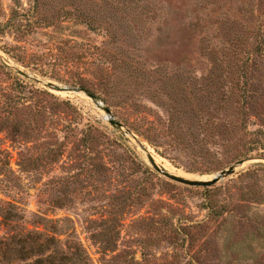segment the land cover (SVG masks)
<instances>
[{"label":"rangeland","instance_id":"rangeland-1","mask_svg":"<svg viewBox=\"0 0 264 264\" xmlns=\"http://www.w3.org/2000/svg\"><path fill=\"white\" fill-rule=\"evenodd\" d=\"M258 2L0 0V208L17 216L0 241L55 234L78 245L74 264H264V136L206 174L172 142L169 118L185 98L173 90L222 87L199 41L241 37L244 22L264 40V10L245 13ZM251 78L264 103V67ZM102 107L182 178L258 162L208 188L170 182ZM250 117L248 132H264V109Z\"/></svg>","mask_w":264,"mask_h":264},{"label":"trees","instance_id":"trees-1","mask_svg":"<svg viewBox=\"0 0 264 264\" xmlns=\"http://www.w3.org/2000/svg\"><path fill=\"white\" fill-rule=\"evenodd\" d=\"M260 1L256 8L245 13L252 16L259 9L264 10ZM244 23L240 26L244 32L241 37L216 40L215 45L205 47L200 41L198 43L200 54L211 68L225 74L222 87L206 90L203 94L182 87L178 88L179 91H172L185 96L178 111L174 110L175 106L169 109L170 127L174 129L172 142L181 149V154L204 167L206 174L224 159L247 157L249 152L261 147L259 136H264L262 129L248 132L250 114L257 115L264 109V103L259 100L263 95H257L251 78L253 69L264 67V40L252 34L254 25ZM164 98L171 97L166 94ZM257 119L262 123L259 116ZM0 218V225H8L17 216L10 211L3 213L0 208ZM63 242L65 248H59ZM81 257L78 245L68 247L67 242L59 240L55 234L46 236L42 232H27L15 234L6 242L0 241V264H74Z\"/></svg>","mask_w":264,"mask_h":264},{"label":"water","instance_id":"water-1","mask_svg":"<svg viewBox=\"0 0 264 264\" xmlns=\"http://www.w3.org/2000/svg\"><path fill=\"white\" fill-rule=\"evenodd\" d=\"M48 87L54 88V90H56L58 92H69L70 91L66 88H60L57 86H53L51 84L48 85ZM89 97L93 99L92 96H89ZM101 110L105 114L104 119L106 121H108V123L113 128H115L119 132H123L124 136H127L129 138V140L136 145V148L139 149L144 154V157H145L147 163L151 166V168L157 174L161 175L162 177H164L168 181L179 184V185L187 186L190 188H208V187H211V186L217 184L218 181L220 182V180H223V179H226L228 177L233 176L238 169L244 167L245 165H248V164L254 163V162H256V163L258 162L257 161L258 159H252L249 157L247 159L239 160V161L235 162L234 164H232L230 167L215 173L208 180H188V179L182 178L180 176L171 174L167 170H165L164 168L158 166L157 163L155 162V159L153 158V156L149 153L148 149L140 141H138L129 131H125L123 129L122 125L120 123H118L117 121H115V119L113 117H111L112 115H111V112L109 111V109L102 107Z\"/></svg>","mask_w":264,"mask_h":264}]
</instances>
